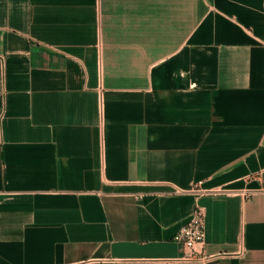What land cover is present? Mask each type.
Masks as SVG:
<instances>
[{"label":"crops","instance_id":"obj_1","mask_svg":"<svg viewBox=\"0 0 264 264\" xmlns=\"http://www.w3.org/2000/svg\"><path fill=\"white\" fill-rule=\"evenodd\" d=\"M0 264H264V0H0Z\"/></svg>","mask_w":264,"mask_h":264},{"label":"built area","instance_id":"obj_2","mask_svg":"<svg viewBox=\"0 0 264 264\" xmlns=\"http://www.w3.org/2000/svg\"><path fill=\"white\" fill-rule=\"evenodd\" d=\"M99 65L101 66V64ZM192 192L196 196H200L206 194H221L223 190H205L204 188H201L199 184H195ZM205 215L206 212L204 206L195 201L189 219L180 226L174 235V240L184 248V253L180 258L181 260L202 262L213 257V255L206 254L204 251Z\"/></svg>","mask_w":264,"mask_h":264}]
</instances>
